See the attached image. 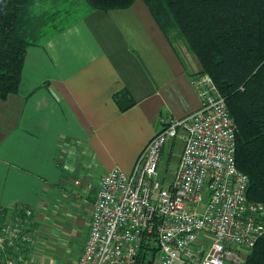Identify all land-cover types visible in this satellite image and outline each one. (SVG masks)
Returning <instances> with one entry per match:
<instances>
[{
	"label": "crops",
	"instance_id": "obj_1",
	"mask_svg": "<svg viewBox=\"0 0 264 264\" xmlns=\"http://www.w3.org/2000/svg\"><path fill=\"white\" fill-rule=\"evenodd\" d=\"M87 10L27 48L17 93L0 100V225L16 205L34 209L41 233L27 264H75L102 175L129 174L161 118L199 106L194 57L141 1Z\"/></svg>",
	"mask_w": 264,
	"mask_h": 264
},
{
	"label": "built area",
	"instance_id": "obj_2",
	"mask_svg": "<svg viewBox=\"0 0 264 264\" xmlns=\"http://www.w3.org/2000/svg\"><path fill=\"white\" fill-rule=\"evenodd\" d=\"M198 108L165 116L129 174L113 168L99 180L89 231L75 264H243L264 235V202L247 198L236 167V125L213 80L190 76ZM167 139L182 142L171 181L157 180ZM41 229L33 208L16 205L0 225V264H27Z\"/></svg>",
	"mask_w": 264,
	"mask_h": 264
},
{
	"label": "trees",
	"instance_id": "obj_3",
	"mask_svg": "<svg viewBox=\"0 0 264 264\" xmlns=\"http://www.w3.org/2000/svg\"><path fill=\"white\" fill-rule=\"evenodd\" d=\"M61 1L0 0V100L17 93L27 48L70 19L58 18ZM137 1L213 80L236 125V167L248 177L247 198L264 202V0H84L103 12L126 10ZM55 12L50 20L47 13ZM114 100L120 110L133 104L125 91ZM152 257L142 250L137 264H151ZM243 264H264V235Z\"/></svg>",
	"mask_w": 264,
	"mask_h": 264
},
{
	"label": "rangeland",
	"instance_id": "obj_4",
	"mask_svg": "<svg viewBox=\"0 0 264 264\" xmlns=\"http://www.w3.org/2000/svg\"><path fill=\"white\" fill-rule=\"evenodd\" d=\"M67 2H69V4H67ZM55 7H57L60 11V14L58 17L59 19H63L64 21H66V19L70 17V19L67 22L72 20L71 19L72 15L75 16L74 12H76V16L74 17L75 19L76 17H79L83 15L84 13H86V10L88 8V6L81 0H72V2L63 0L59 2ZM71 11H72V14H71ZM47 14L50 20L53 16L57 17L58 15L57 12L53 13L52 15L50 13H47ZM61 23H63L62 20H61ZM182 145H183L182 142L178 139H167L164 144V147H163V150H162L159 162H158V166H157V177H156L158 181L160 182L163 181L164 185H167L173 178V175H174V172L177 166V162H178V159L182 151ZM73 232L74 231L71 229V233ZM71 237L77 238L78 237L77 232H74ZM40 246L41 245H39L38 248ZM41 255L44 256L42 254V250H41ZM49 257L52 258L55 261V263L62 264L61 262H59L56 258L52 256H47L46 262H45V259H41L40 260L41 264H44V263L47 264L50 261ZM71 259H72L71 263H75L77 260L76 257H71Z\"/></svg>",
	"mask_w": 264,
	"mask_h": 264
}]
</instances>
